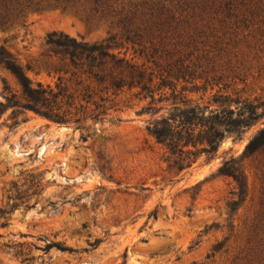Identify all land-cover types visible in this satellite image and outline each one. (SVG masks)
I'll return each mask as SVG.
<instances>
[{"label": "rangeland", "instance_id": "obj_1", "mask_svg": "<svg viewBox=\"0 0 264 264\" xmlns=\"http://www.w3.org/2000/svg\"><path fill=\"white\" fill-rule=\"evenodd\" d=\"M181 20L160 50L162 63L183 62L203 80L188 77L178 91L187 88L189 99L211 109L219 93L264 101V0H238L229 18L208 9ZM54 32L92 43L116 33L61 10L30 12L25 24L0 32V45L32 81L53 88L56 79L39 66ZM205 80L206 91H191ZM5 84L21 96L16 79L0 68V103ZM132 94L111 96L99 110L65 108L64 124L28 110L0 113V264H248L250 231L262 208L264 152L240 160L247 189L234 213L227 203L238 199L237 185L218 171L226 160L241 159L264 118L240 138L228 136L215 156L203 154L177 172L147 130L167 116L171 102L147 112L150 99ZM220 242L225 247L214 254ZM50 243L71 251L46 249Z\"/></svg>", "mask_w": 264, "mask_h": 264}, {"label": "trees", "instance_id": "obj_2", "mask_svg": "<svg viewBox=\"0 0 264 264\" xmlns=\"http://www.w3.org/2000/svg\"><path fill=\"white\" fill-rule=\"evenodd\" d=\"M208 0H0V32L25 24L30 12L61 10L73 12L96 22L109 24L116 33L101 42H88L64 33H51L46 38V52L42 55L43 69L56 79L55 87L35 84L15 55L0 45V68L8 71L21 88V96L10 91L0 113L8 108L33 111L59 124L67 123L65 108L82 110L87 106L103 109L124 92H133L140 101L150 99L144 111L154 113L156 102H171L167 116L155 119L147 130L167 152L170 170L181 172L205 154L215 156L228 136L240 138L248 129L264 118V101L256 103L249 98L214 95L211 106H201L185 95L187 88L178 91L180 81L195 77L183 62L163 64L165 45L178 30L185 15L193 19L197 12L216 10L229 18L238 0H225L222 5ZM125 49V55L121 50ZM132 52V58L127 53ZM140 61H143L140 63ZM28 70H34L28 66ZM195 77V78H193ZM194 84L192 92L204 90ZM170 91V94L166 91ZM156 95H160L156 99ZM236 106L233 108V106ZM86 106V107H85ZM78 113H75V116ZM100 115V114H99ZM98 115V116H99ZM97 116V117H98ZM96 117V118H97ZM76 119L75 122H79ZM192 148V149H191ZM264 152V128L248 142L241 159L226 160L219 168L221 176L230 177L237 185V200L227 203L231 213L245 201L247 182L240 160ZM260 214L250 231L249 243L254 246L245 259L248 264H264V194ZM225 242L218 243L214 254L223 251ZM71 251L59 243H50L46 249ZM249 252V253H250ZM254 256L249 259V256Z\"/></svg>", "mask_w": 264, "mask_h": 264}]
</instances>
